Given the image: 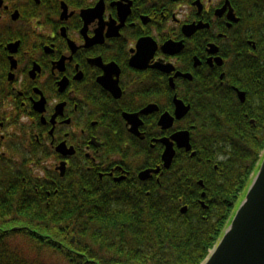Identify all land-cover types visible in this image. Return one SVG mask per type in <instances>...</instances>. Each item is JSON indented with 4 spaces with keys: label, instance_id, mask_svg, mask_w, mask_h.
<instances>
[{
    "label": "flooded vegetation",
    "instance_id": "1",
    "mask_svg": "<svg viewBox=\"0 0 264 264\" xmlns=\"http://www.w3.org/2000/svg\"><path fill=\"white\" fill-rule=\"evenodd\" d=\"M248 4L0 0V157L36 151L40 174L103 190L120 210L122 196L139 206L165 185L182 214L191 200L208 210L207 184L232 183L264 141Z\"/></svg>",
    "mask_w": 264,
    "mask_h": 264
},
{
    "label": "trees",
    "instance_id": "2",
    "mask_svg": "<svg viewBox=\"0 0 264 264\" xmlns=\"http://www.w3.org/2000/svg\"><path fill=\"white\" fill-rule=\"evenodd\" d=\"M245 1L258 43L245 72L262 88L264 0ZM254 148L251 162L232 183L207 184L215 195L208 210L191 200L185 214L163 195L170 193L166 185L158 189L159 196L142 195L139 206H132L133 193L122 196L126 205L120 210L109 207L103 190L89 193L85 182H58L48 171L40 174L36 151L25 159L16 151L13 159L0 157V264H200L239 203L233 195L247 188L259 166V148ZM196 150L193 160L202 156L201 147ZM210 159L214 162L215 156Z\"/></svg>",
    "mask_w": 264,
    "mask_h": 264
},
{
    "label": "water",
    "instance_id": "3",
    "mask_svg": "<svg viewBox=\"0 0 264 264\" xmlns=\"http://www.w3.org/2000/svg\"><path fill=\"white\" fill-rule=\"evenodd\" d=\"M179 136L184 137L190 150L189 133ZM170 150L164 153L165 165L172 158ZM149 172L143 171L140 176L146 178ZM239 203L221 237L200 264H264V155Z\"/></svg>",
    "mask_w": 264,
    "mask_h": 264
},
{
    "label": "rangeland",
    "instance_id": "4",
    "mask_svg": "<svg viewBox=\"0 0 264 264\" xmlns=\"http://www.w3.org/2000/svg\"><path fill=\"white\" fill-rule=\"evenodd\" d=\"M2 149H5V147L2 148ZM2 149H1V150H2ZM36 170L39 172V171H40L39 167H38V169H36ZM246 190H247V188H245V189L243 190L242 194H241L240 197H239L238 202H240L241 199L245 196V194H246ZM239 204H240V203H237V204H236L233 213H234L235 210L238 208ZM56 257H57V256H55L54 258L57 259ZM61 263H62V264H66L65 261H61Z\"/></svg>",
    "mask_w": 264,
    "mask_h": 264
}]
</instances>
